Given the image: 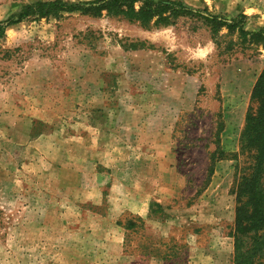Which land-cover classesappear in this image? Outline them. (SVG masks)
Returning <instances> with one entry per match:
<instances>
[{
    "label": "rangeland",
    "instance_id": "1",
    "mask_svg": "<svg viewBox=\"0 0 264 264\" xmlns=\"http://www.w3.org/2000/svg\"><path fill=\"white\" fill-rule=\"evenodd\" d=\"M34 1L54 0H0V21ZM182 1L264 31V0ZM262 69L264 44L198 18L147 29L64 13L7 27L0 264H232L231 189L250 165L239 136Z\"/></svg>",
    "mask_w": 264,
    "mask_h": 264
},
{
    "label": "trees",
    "instance_id": "2",
    "mask_svg": "<svg viewBox=\"0 0 264 264\" xmlns=\"http://www.w3.org/2000/svg\"><path fill=\"white\" fill-rule=\"evenodd\" d=\"M64 13H79L92 18L104 14L137 23L147 29L173 26L180 18H198L210 28L213 35L225 28L230 33H237L244 42L249 38L251 43L264 44V31L248 32L238 19L228 21L206 11L193 9L182 0H95L82 3L34 1L0 21V39L9 26L27 19H56ZM136 46L145 48V43H136ZM249 101L239 136V154L247 155L250 165L247 173H241L231 189L236 204L233 227L229 233L233 241L232 264H264V69L253 85ZM222 129L223 123L218 120L214 134L215 150L209 156L207 179L212 176L214 164L221 156L218 147ZM158 209L161 210L160 206ZM137 220L143 223L141 219ZM135 226L130 224L126 228Z\"/></svg>",
    "mask_w": 264,
    "mask_h": 264
}]
</instances>
